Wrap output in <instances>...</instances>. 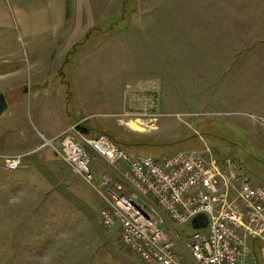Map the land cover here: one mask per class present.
I'll return each instance as SVG.
<instances>
[{"label":"rangeland","instance_id":"rangeland-1","mask_svg":"<svg viewBox=\"0 0 264 264\" xmlns=\"http://www.w3.org/2000/svg\"><path fill=\"white\" fill-rule=\"evenodd\" d=\"M62 3L52 35L12 20L0 29V264H144L120 245L117 225H102L94 189L50 147L35 150L40 120L54 121L59 105L69 120L95 114L90 132L137 157L209 147L207 160L233 158L224 172L234 193L235 163L264 185V0ZM135 120L144 131L126 125ZM21 152L23 165L7 170ZM165 228L191 264L192 228L169 219Z\"/></svg>","mask_w":264,"mask_h":264},{"label":"built area","instance_id":"built-area-1","mask_svg":"<svg viewBox=\"0 0 264 264\" xmlns=\"http://www.w3.org/2000/svg\"><path fill=\"white\" fill-rule=\"evenodd\" d=\"M86 119L64 132L44 139L71 171L91 186L103 205V226L116 225L120 245L144 264H185L176 252L178 242L165 228L169 219L188 225L198 214L207 226L193 230L187 239L191 264H264V185L251 183L236 168V197L230 200L225 167L230 158L205 160L196 152L182 151L156 159L137 157L100 133L85 137L75 129ZM30 153L9 155L4 166L17 171ZM102 160L110 168L100 181L92 161ZM113 174V175H112ZM233 180H231L233 182Z\"/></svg>","mask_w":264,"mask_h":264},{"label":"crops","instance_id":"crops-1","mask_svg":"<svg viewBox=\"0 0 264 264\" xmlns=\"http://www.w3.org/2000/svg\"><path fill=\"white\" fill-rule=\"evenodd\" d=\"M64 14H65L64 4L62 3V0H0V29L6 25L4 24L6 21L12 20V22H14L21 29L23 30L26 29L25 31L26 34L37 35V34H45V33L48 34L50 32V34L52 35L55 32V27H57L58 29L59 26L62 24V22L66 20ZM74 55L76 54L73 53L72 57ZM67 62L73 72L75 68L78 69L80 67V65H75V66L70 65L72 63V60L71 61L68 60ZM85 67H87L86 64L82 67V69H84ZM75 87L77 89L75 93L83 97L84 94H82V90H81L83 86L81 84H77L76 86H74V88ZM71 88H73V86ZM63 112H64L63 106L59 105V109H57L56 111L57 118L54 121L52 120V122L49 123L40 120V126L42 130L45 132L40 134L43 138L52 139L53 137L64 132L65 129L75 125L78 121H81L88 117H90L89 121L88 123L85 124L87 131L85 132L83 131V132L86 133L84 134L85 137H88L90 135L89 133L92 130L90 129L92 127L91 118L92 116L97 117V115L87 114L78 119L69 120L63 118L62 116ZM257 140L259 144L264 146V144L259 139ZM184 151L196 152L206 160L208 158H213L209 147H207L205 150L195 149V150H184ZM94 160H95L96 168L95 167L93 168V164H92V170L94 172V175L96 176V180L100 181L104 174H110L111 171L108 165L104 163L102 160L99 159H94ZM235 166L236 168H239L237 167L236 163ZM234 189H235V183H233L232 189L230 191L231 198L236 195V193H234L235 191Z\"/></svg>","mask_w":264,"mask_h":264},{"label":"water","instance_id":"water-1","mask_svg":"<svg viewBox=\"0 0 264 264\" xmlns=\"http://www.w3.org/2000/svg\"><path fill=\"white\" fill-rule=\"evenodd\" d=\"M7 110V100L2 93H0V116ZM75 129L83 131L80 125H76ZM207 226V218L203 214H198L191 221V228L193 230L203 229Z\"/></svg>","mask_w":264,"mask_h":264},{"label":"bare ground","instance_id":"bare-ground-1","mask_svg":"<svg viewBox=\"0 0 264 264\" xmlns=\"http://www.w3.org/2000/svg\"><path fill=\"white\" fill-rule=\"evenodd\" d=\"M131 130L142 132L144 131V126L140 120L130 121L126 124Z\"/></svg>","mask_w":264,"mask_h":264},{"label":"trees","instance_id":"trees-1","mask_svg":"<svg viewBox=\"0 0 264 264\" xmlns=\"http://www.w3.org/2000/svg\"><path fill=\"white\" fill-rule=\"evenodd\" d=\"M88 121H89V120H88ZM86 123H88V122L86 121L85 123L83 122V123L80 124L81 129H83V131H87V128H86V126H85ZM90 129H91V128H90ZM89 134H90L89 137H95V136H97V135H94V132H93V133L90 132ZM98 135H99V134H98ZM121 141H122V140H120V141L118 140L116 143H117L118 145L120 144L119 146H120L122 149H125V150H126V146H130V145H127L125 142L123 143V141H122V142H121ZM121 144H122L123 146H122Z\"/></svg>","mask_w":264,"mask_h":264}]
</instances>
